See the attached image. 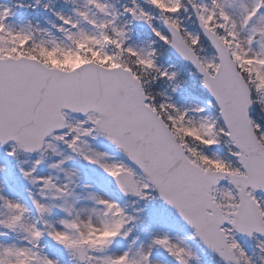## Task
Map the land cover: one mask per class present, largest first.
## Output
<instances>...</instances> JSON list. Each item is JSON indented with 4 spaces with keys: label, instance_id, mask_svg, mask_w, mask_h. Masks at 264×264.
<instances>
[{
    "label": "snow or ice",
    "instance_id": "snow-or-ice-1",
    "mask_svg": "<svg viewBox=\"0 0 264 264\" xmlns=\"http://www.w3.org/2000/svg\"><path fill=\"white\" fill-rule=\"evenodd\" d=\"M0 264H264V0H0Z\"/></svg>",
    "mask_w": 264,
    "mask_h": 264
}]
</instances>
